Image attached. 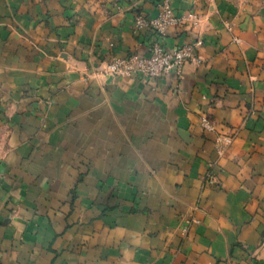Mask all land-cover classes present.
Here are the masks:
<instances>
[{"label":"crops","instance_id":"obj_1","mask_svg":"<svg viewBox=\"0 0 264 264\" xmlns=\"http://www.w3.org/2000/svg\"><path fill=\"white\" fill-rule=\"evenodd\" d=\"M162 1L0 0V264H264V0H168L196 61L105 75Z\"/></svg>","mask_w":264,"mask_h":264},{"label":"built area","instance_id":"obj_2","mask_svg":"<svg viewBox=\"0 0 264 264\" xmlns=\"http://www.w3.org/2000/svg\"><path fill=\"white\" fill-rule=\"evenodd\" d=\"M158 14L153 19H146L137 15L134 19V29H147L151 31L152 37L147 45L146 56L137 54L126 59H111L104 67V74L111 77H129L132 74L141 75L146 81H157L170 71H174L177 76L181 74L183 66L187 62H195L193 46L186 44L180 46L172 52H167L163 46L166 31L170 26L179 25L184 19L175 15L171 9L169 1L163 0L157 6ZM193 19V18H192ZM203 127L210 130L206 121L203 120ZM230 139L224 138L217 144L218 152L223 146L229 145ZM223 145V146H222ZM212 177L209 182H212Z\"/></svg>","mask_w":264,"mask_h":264}]
</instances>
